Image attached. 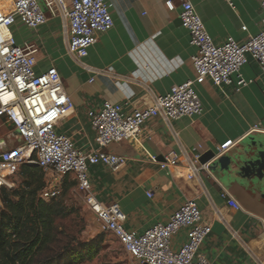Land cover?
<instances>
[{
	"label": "crops",
	"instance_id": "crops-1",
	"mask_svg": "<svg viewBox=\"0 0 264 264\" xmlns=\"http://www.w3.org/2000/svg\"><path fill=\"white\" fill-rule=\"evenodd\" d=\"M60 1L69 8L71 0ZM165 1L107 0L114 26L99 34L80 60L69 53L65 13L51 15L43 8L47 15L43 25L33 30L18 22L13 33L18 44L38 48L37 72L58 69L74 101L56 130L71 135L79 149L126 157V163L116 168L90 166L89 176L97 198L119 206L128 230L142 234L166 223L183 203L194 199L203 223L211 227L199 254L211 264H264V75L253 58L241 69L252 83L240 91L235 82L196 83L202 114L171 121L153 117L138 141L102 147L89 121L88 111L101 108L105 101L124 103L125 110L132 111L150 106L173 85L196 79L192 56L197 47L179 21L181 2L174 0L175 9L169 11ZM190 1L217 45L229 37L243 44L262 29L261 0H232L233 6L226 0ZM254 125L258 131H251ZM228 141L233 142L228 161L222 164L213 158L192 179L187 177L194 153L215 151ZM16 142L13 126L0 115V150ZM171 152L180 155L177 166L161 168L150 158L161 161ZM224 190L242 209L227 204L221 196ZM188 231L182 227L173 236L174 250L186 243Z\"/></svg>",
	"mask_w": 264,
	"mask_h": 264
},
{
	"label": "built area",
	"instance_id": "built-area-1",
	"mask_svg": "<svg viewBox=\"0 0 264 264\" xmlns=\"http://www.w3.org/2000/svg\"><path fill=\"white\" fill-rule=\"evenodd\" d=\"M231 6L232 0H226ZM44 2L51 15L61 12L60 0H0V115H4L17 134V142L0 150V209L4 207L3 191L15 185L22 165L34 164L45 172L58 176L74 175L87 206L96 215L101 228L111 233L139 264H211L199 249L211 232L202 221V211L196 200L183 203L166 223H158L138 234L124 225V214L117 204L106 205L93 190L89 176L92 165L103 164L116 168L126 163V157L101 149L85 151L76 147L75 139L56 130L58 123L74 108L63 79L55 66L37 72L38 48L29 43L18 44L13 27L22 23L37 29L47 21L41 6ZM179 17L188 30L191 44L197 47L192 62L197 72L195 80L173 85L166 95L155 97L150 106L125 110L124 103L105 101L101 108L87 115L102 147L121 141H138L145 123L156 116L166 121L201 115L203 105L195 88L196 83L211 80L216 86L235 82V90L253 82L241 73L242 67L253 58L264 75V0L262 29L243 44L229 37L223 44L213 42L206 26L190 0H180ZM165 6L174 11V0ZM64 24L69 53L80 60L98 41V35L114 26L107 0H71ZM94 77L90 82L94 81ZM254 125L251 131H258ZM233 142L215 149V159L226 155ZM199 145L198 148L200 149ZM201 152L188 160L187 177L192 179L205 164ZM151 160L161 168L177 166L180 155L168 154L164 160L154 155ZM44 196H49L47 189ZM148 195H151L148 193ZM231 207L239 210L241 204L226 190L221 194ZM189 228L186 243L178 250L172 248L173 236L182 228Z\"/></svg>",
	"mask_w": 264,
	"mask_h": 264
},
{
	"label": "rangeland",
	"instance_id": "rangeland-1",
	"mask_svg": "<svg viewBox=\"0 0 264 264\" xmlns=\"http://www.w3.org/2000/svg\"><path fill=\"white\" fill-rule=\"evenodd\" d=\"M41 6L49 12L44 2ZM67 10L61 3V12L66 14ZM24 165L38 167L30 163ZM43 173L45 187L39 196L48 203H56L53 231L56 242L48 250L38 252L32 264H138L111 233L101 228L96 215L85 203L74 175ZM25 181L20 172L11 189L22 188ZM44 189L49 191V196H44Z\"/></svg>",
	"mask_w": 264,
	"mask_h": 264
},
{
	"label": "trees",
	"instance_id": "trees-1",
	"mask_svg": "<svg viewBox=\"0 0 264 264\" xmlns=\"http://www.w3.org/2000/svg\"><path fill=\"white\" fill-rule=\"evenodd\" d=\"M26 181L22 188L4 189L0 209V264H32L38 252L48 250L53 233L56 203L41 199L45 187L40 167L22 165Z\"/></svg>",
	"mask_w": 264,
	"mask_h": 264
},
{
	"label": "water",
	"instance_id": "water-1",
	"mask_svg": "<svg viewBox=\"0 0 264 264\" xmlns=\"http://www.w3.org/2000/svg\"><path fill=\"white\" fill-rule=\"evenodd\" d=\"M179 21L182 24V21L179 17ZM215 157V152L214 151H207L205 153L202 154L201 158H200V162L201 164H206L207 162H209L210 160H212ZM225 161H228V156L224 155L222 157L219 158V162H221L222 164L225 163ZM229 162H227V166H228Z\"/></svg>",
	"mask_w": 264,
	"mask_h": 264
}]
</instances>
